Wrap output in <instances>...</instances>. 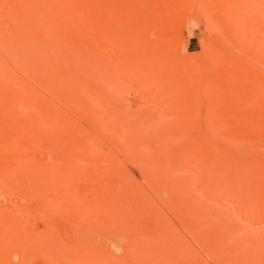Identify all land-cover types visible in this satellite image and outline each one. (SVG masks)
Returning a JSON list of instances; mask_svg holds the SVG:
<instances>
[{"label": "rangeland", "instance_id": "obj_1", "mask_svg": "<svg viewBox=\"0 0 264 264\" xmlns=\"http://www.w3.org/2000/svg\"><path fill=\"white\" fill-rule=\"evenodd\" d=\"M0 264H264V0H0Z\"/></svg>", "mask_w": 264, "mask_h": 264}, {"label": "bare ground", "instance_id": "obj_2", "mask_svg": "<svg viewBox=\"0 0 264 264\" xmlns=\"http://www.w3.org/2000/svg\"><path fill=\"white\" fill-rule=\"evenodd\" d=\"M16 30H17V29H16ZM18 30H19V29H18ZM16 32H17V31H16ZM19 32H20V30H19ZM14 33H15V32H14ZM15 34L18 35V33H15ZM17 35H16V36H17ZM17 37H18V36H17ZM7 39H8V38H7ZM7 39H6V40H7ZM12 40H13V39H12ZM10 41H11V39H10ZM6 42H7V41H6ZM11 42H13V41H11ZM15 43H16V42H15ZM11 44H12V43H11ZM16 44H17V43H16ZM16 44H15V45H16ZM7 45H8V42H7ZM7 47H8V46H7ZM18 47H19V46H18ZM16 48H17V47H16ZM16 48H13V47L10 46V44H9V48H8L7 50H9V51H8L9 53H10V51H11V52H13V54H14V53H16V52H14V50L19 51V50H17ZM20 50H21V49H20ZM17 53H18V55H20L19 52H17ZM13 54H12V55H13ZM15 55H16V54H15ZM18 55H17V56H18ZM10 56H11V54H10ZM22 56H23V55H22ZM19 59H20V57H19ZM22 59H23V58H22ZM14 61H15V60H14ZM23 61H24V60H23ZM18 62H19V60H18ZM19 63H20V62H19ZM27 64H28V63H27Z\"/></svg>", "mask_w": 264, "mask_h": 264}]
</instances>
